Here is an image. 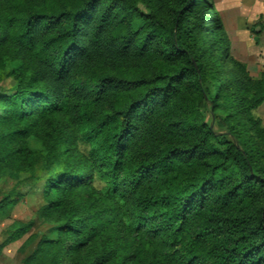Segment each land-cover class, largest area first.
Listing matches in <instances>:
<instances>
[{
    "label": "trees",
    "instance_id": "trees-1",
    "mask_svg": "<svg viewBox=\"0 0 264 264\" xmlns=\"http://www.w3.org/2000/svg\"><path fill=\"white\" fill-rule=\"evenodd\" d=\"M229 44L205 0H0V167L60 210L23 264H264V71Z\"/></svg>",
    "mask_w": 264,
    "mask_h": 264
},
{
    "label": "rangeland",
    "instance_id": "rangeland-1",
    "mask_svg": "<svg viewBox=\"0 0 264 264\" xmlns=\"http://www.w3.org/2000/svg\"><path fill=\"white\" fill-rule=\"evenodd\" d=\"M208 4H212L216 9L218 16L224 25V31L228 33V8L229 6L238 4H246L247 0H205ZM264 3V0H262ZM231 2V3H230ZM143 11L147 8L140 4ZM209 6L205 15L208 19V24L211 27L215 26L212 20L213 15H208ZM249 24V36L245 37L249 40L247 51H244L239 44L232 43L228 48L225 45H216L213 51L219 54L224 71V78H231L240 72L248 73L253 77H259L264 71V14L253 23L244 20L242 25L245 27ZM263 29L260 30L259 26ZM240 36V35H238ZM238 39H243L239 37ZM227 48V49H226ZM15 85V80L11 76H6L0 72V92L12 90ZM208 108H210L208 106ZM253 116L258 117L264 126V102L252 111ZM210 118V117H209ZM242 119V117H240ZM212 124L217 126L214 119ZM238 127H242L239 125ZM250 132V129L248 130ZM47 139V134L38 128V133H33L25 139L30 150L43 149L44 141ZM248 141L249 148L264 149V141L255 140ZM36 176L29 171L26 165L22 162L10 164L5 167H0V253L6 252L10 259L19 261L23 264V259L32 255L37 248L40 239L50 237L53 226L58 221L60 214L59 209H54L48 213L44 210L48 204L49 197L43 192V181L35 179ZM16 203H10L14 202ZM9 202V203H8ZM24 226H28L25 233L18 234L17 231ZM4 244V245H3Z\"/></svg>",
    "mask_w": 264,
    "mask_h": 264
},
{
    "label": "crops",
    "instance_id": "crops-1",
    "mask_svg": "<svg viewBox=\"0 0 264 264\" xmlns=\"http://www.w3.org/2000/svg\"><path fill=\"white\" fill-rule=\"evenodd\" d=\"M231 1V0H229ZM231 3V2H230ZM228 18H229V24H228V33L230 35V39L232 43H237L241 45L242 48H244V51H247V45L249 43V40H246V36L248 38L249 36V24L245 27L242 25V22L244 20V23L246 21H249V23H253L255 20L259 19L264 14V3L262 0H247L246 4H241V7L238 4H235L232 6H229L228 8ZM259 29L262 30L263 27L260 25ZM240 35V36H238ZM239 37L243 39H238ZM0 264H20L19 261L16 262L14 259H10L6 255V252L3 251L0 253Z\"/></svg>",
    "mask_w": 264,
    "mask_h": 264
}]
</instances>
